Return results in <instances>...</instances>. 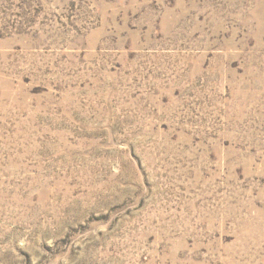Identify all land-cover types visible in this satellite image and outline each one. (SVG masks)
Returning a JSON list of instances; mask_svg holds the SVG:
<instances>
[{
    "label": "rangeland",
    "instance_id": "1",
    "mask_svg": "<svg viewBox=\"0 0 264 264\" xmlns=\"http://www.w3.org/2000/svg\"><path fill=\"white\" fill-rule=\"evenodd\" d=\"M0 264H264V0H0Z\"/></svg>",
    "mask_w": 264,
    "mask_h": 264
}]
</instances>
